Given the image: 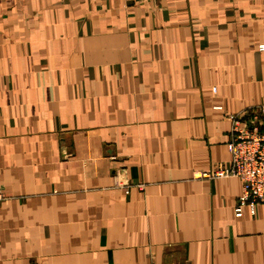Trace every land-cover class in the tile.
Instances as JSON below:
<instances>
[{
    "label": "crops",
    "instance_id": "crops-1",
    "mask_svg": "<svg viewBox=\"0 0 264 264\" xmlns=\"http://www.w3.org/2000/svg\"><path fill=\"white\" fill-rule=\"evenodd\" d=\"M257 105L264 0H0V264H264L200 178Z\"/></svg>",
    "mask_w": 264,
    "mask_h": 264
},
{
    "label": "built area",
    "instance_id": "built-area-1",
    "mask_svg": "<svg viewBox=\"0 0 264 264\" xmlns=\"http://www.w3.org/2000/svg\"><path fill=\"white\" fill-rule=\"evenodd\" d=\"M263 49V47H259ZM230 123L226 149L229 161L200 178H236L241 183V194L234 206L239 218L247 208L254 214L256 206L264 204V105H257L226 116ZM5 195L0 192V203Z\"/></svg>",
    "mask_w": 264,
    "mask_h": 264
}]
</instances>
